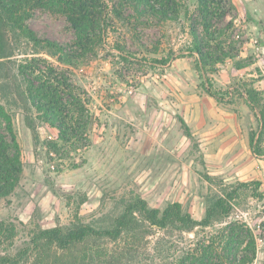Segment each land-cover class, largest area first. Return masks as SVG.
<instances>
[{
	"label": "rangeland",
	"instance_id": "1",
	"mask_svg": "<svg viewBox=\"0 0 264 264\" xmlns=\"http://www.w3.org/2000/svg\"><path fill=\"white\" fill-rule=\"evenodd\" d=\"M98 2L103 7L98 42L93 51H79L77 65L33 53L25 43L14 58L0 59V101L13 116L23 163L18 187L0 199V222L16 223L13 238L1 237L0 252L15 251L28 231L40 227L109 225L136 197L159 208L181 202L201 219L208 202L225 189L260 181L255 193L263 196L243 188L233 202L228 220L239 221L233 254L213 226L198 235L159 232L148 237L140 256L125 253L118 264H223L229 258L233 264H264V152L258 156L250 145L251 132H262L264 150V0H205L207 6L201 0H151L153 6ZM28 24L43 39L77 47L78 32L62 12L37 8ZM207 25L212 39L203 50L224 60L204 73L192 42L193 32L205 36ZM26 56L48 59L85 103L94 121L88 147L85 135L70 148L45 123L36 143L23 109L6 102L8 67L15 75ZM161 59L168 62H157ZM207 77L218 98L204 90ZM245 87L256 94V110ZM251 231L255 255L248 245ZM244 255L251 260L243 263Z\"/></svg>",
	"mask_w": 264,
	"mask_h": 264
},
{
	"label": "trees",
	"instance_id": "2",
	"mask_svg": "<svg viewBox=\"0 0 264 264\" xmlns=\"http://www.w3.org/2000/svg\"><path fill=\"white\" fill-rule=\"evenodd\" d=\"M137 1L153 6L151 0ZM201 1L206 5L205 0ZM40 7L50 8L67 16L78 32L75 50L70 49L69 45L39 37L28 24L34 10ZM102 10V4L98 0H0V59L14 58L17 48L21 43H25L33 53L44 52L60 63L75 66L80 60V54L77 56L79 51L82 55L93 51L98 42V29L103 21ZM160 11L169 18L166 9L160 8ZM205 32V36H201L194 31L192 42L194 50L199 54L197 67L204 73L208 71L207 66H214L224 60L223 57L204 52V46H208L212 39L208 25ZM224 56L229 55L225 53ZM157 62L164 65L168 59ZM40 63L42 64L39 65ZM8 69L10 72L2 94L6 102H13L23 109L25 122L31 129L36 143L40 140L38 127L45 123L57 128L59 140L70 148H75L82 138L84 140L85 135L84 147L90 145L88 131L94 126V121L88 119L90 111L78 98L74 87L56 74L55 67L48 59L26 56L16 66L15 75L21 79V84L13 74V66ZM203 88L208 94L217 96L209 77L207 82H203ZM242 89L246 91L250 107L256 110L258 103L255 92L246 87ZM182 124L186 134L192 137V131L184 119ZM261 124L264 130V118ZM262 138V132L252 131L250 134V145L258 156L264 152L261 149ZM22 173L21 148L13 116L0 101V199L14 192ZM260 185V181L239 182L233 189H225L223 194L208 202L205 215L201 219L195 218L181 202H170L159 208L151 207L145 199L136 197L109 225L98 226L80 221L28 231L22 245L15 251L7 249L0 252V264H118L125 253H129L127 258L140 256L141 246L147 242L148 237L159 232H195L198 235L199 231L213 226H217L221 237H226L225 246L229 247L230 253L233 254L231 238L235 231L234 225L239 222L232 223L228 220L235 210L233 202L241 189L255 193ZM255 195L263 196L262 193ZM15 229L14 222H0V240L4 234L7 240L13 238ZM250 234L252 239L248 245L255 255V237L252 231ZM211 240L213 237L209 242ZM235 257L237 258V255ZM204 258L200 260L203 261ZM241 259L243 263L251 260L248 255L242 256ZM233 260L229 258L228 263L226 260L222 262L233 264Z\"/></svg>",
	"mask_w": 264,
	"mask_h": 264
}]
</instances>
